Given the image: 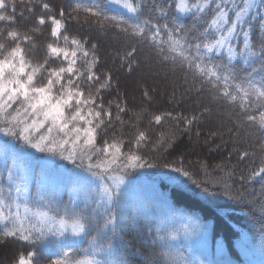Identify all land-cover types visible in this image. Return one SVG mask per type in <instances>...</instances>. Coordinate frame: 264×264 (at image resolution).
<instances>
[{
	"label": "trees",
	"instance_id": "16d2710c",
	"mask_svg": "<svg viewBox=\"0 0 264 264\" xmlns=\"http://www.w3.org/2000/svg\"><path fill=\"white\" fill-rule=\"evenodd\" d=\"M43 2L51 6V12H44L40 0H32L31 3L29 0H16L15 22H0V28L15 29L21 36L27 34L32 37V42L22 45L26 59L32 64L42 63L47 58V67H67L68 61L63 60V54L53 57L47 50V44L55 39L51 37L52 26L47 17L54 15L61 19L59 12L62 9L65 13L62 32H66L70 40L73 37L87 40L85 47L90 52L95 44L98 62L93 71L100 76L101 81L106 76L111 77L109 87L102 89L100 96L106 108L108 102H112V119L109 123L105 118V123L96 130V146L102 148L105 141L109 144L113 140L118 144L122 141V153L131 151L143 157L142 164L155 165L129 168L121 173L127 180V186L122 189L119 203L114 207L117 216L116 234L113 236L107 232L101 237L102 242L110 240L112 259L119 260L121 264H146V258H151L153 264H222L220 261L223 264H264V178L249 179L251 172L264 164V149L260 147L264 142V132L243 121L239 101L232 103L220 98L211 84L202 83L186 66L164 60L148 40L133 36L130 32L125 33L107 23L102 28L95 18L74 9L78 4L81 8L98 6L104 14L122 17L129 24H143L147 20L151 25L167 24L171 28L174 24H184L191 29L195 23L196 31L192 35H198L203 30L202 25L213 13L208 11L202 20L194 21L190 15H182L177 11L176 0H142V14L139 17L112 7L108 0ZM29 8H33V11L29 12ZM161 9L165 14L161 13ZM8 13L12 14L11 8ZM41 15L45 17L44 25L37 23ZM251 24L252 42L258 46L264 40L259 17L252 20ZM33 28H39V31H31ZM162 38L166 40L167 36L162 34ZM242 40L240 37L235 41L237 51L243 47ZM0 42L12 46L3 36H0ZM57 46L66 47L69 53L75 49L70 42L65 45L63 39L59 40ZM133 48L136 49L133 57L123 59ZM144 58L152 66V73L158 74L157 78L148 75L147 66H141ZM89 59L91 56L84 57L82 52L77 51L76 67L86 73V61ZM212 59L214 63H227L225 56L213 54ZM253 67L255 72L252 71ZM232 69L238 79L248 78L249 73L256 81L264 77L258 58H252V66L249 67L237 57L232 62ZM133 78L139 87L137 92L134 91ZM79 82L87 95L88 82L83 79ZM37 83H46V80L38 79ZM161 89L164 90L163 97L158 94ZM91 91L95 93V85ZM154 92L156 96H153ZM117 103L125 108L119 114L123 123L115 119ZM166 113H171L172 117L196 116L197 119L190 125L167 116L159 124L153 120L155 115ZM84 126L81 122V127ZM43 131L45 129H41ZM139 131H144L148 139L137 147L134 140ZM162 136L169 143L158 146L157 141ZM8 141L20 145L23 143L11 137H8ZM245 151L249 155L241 159L240 154ZM48 155L54 159L55 175L61 173L65 176V188L63 192L55 189L57 183L44 194L35 192L29 206L34 210H48L50 206L49 215H56L58 208L62 210L68 204L73 197L71 195L79 192L83 197L85 187L72 175L73 172H84L59 155L49 153L45 157ZM7 163L10 165V162ZM176 167L188 171L191 179L174 171ZM214 167L218 168L217 173L212 172ZM231 172L234 178L228 180L229 184L225 183L231 187V181L235 182L231 190H223V186H214L217 189L212 187L215 174L219 173L220 179H228ZM40 195L44 196L43 202L39 199ZM78 203L83 209V202ZM95 207V204H90L85 210L93 226L91 236H96V230L102 229L104 224L103 209L93 213L91 209ZM56 218L58 220L59 216ZM2 227L0 225V229ZM162 230L177 235L171 247L159 241ZM191 238L197 240L200 246L190 247L188 242ZM90 239L86 237L76 241L68 238L78 250L77 258L83 255V249L89 248ZM59 251L54 237H49L45 243L33 245L18 236L4 237L0 234V264H19L22 256L25 260L29 259L30 252L35 253L31 264H50L51 260L57 258Z\"/></svg>",
	"mask_w": 264,
	"mask_h": 264
},
{
	"label": "snow or ice",
	"instance_id": "6c2138e0",
	"mask_svg": "<svg viewBox=\"0 0 264 264\" xmlns=\"http://www.w3.org/2000/svg\"><path fill=\"white\" fill-rule=\"evenodd\" d=\"M108 2L134 16L139 17L142 14V0ZM40 5L45 13L51 12L48 3L40 0ZM15 7L16 0H0V22L13 24ZM175 7L180 13L190 15L194 21L202 20L208 11L213 15L202 25L203 30L198 35H192L196 31L195 23L191 29L186 28L184 24H174L169 28L167 24L151 25L147 20L143 24H129L122 17L104 14L98 6L81 8L78 4L74 11H83L95 18L102 28L107 23L125 33L130 32L133 36L148 40L164 60L186 66L202 83L211 84L220 98L232 103L239 101L243 121L264 132V77L256 81L249 73L248 78L238 79L232 69V62L237 57L249 67L252 66V58H258L261 61V71H264V40H261L258 46L253 44L251 24L252 20L259 17L260 30L264 32V0H176ZM9 8L12 9V14L8 13ZM28 11L32 12L33 8ZM160 11L165 14L163 9ZM59 16L61 19L54 15L47 17L52 26L51 37L55 38L54 42L47 44V50L53 57L63 54V60L68 61L67 67H47V58L42 63L32 64L26 59L22 46L25 42H32V37L27 34L21 36L15 29L0 28V36L12 44L9 47L0 42V133L23 141L24 145L41 153L59 155L62 159L71 161L88 174H75L78 182L85 187V193L82 197L77 192L62 210L57 209L56 215H49L50 206L48 210H34L28 203L29 189L26 177L16 166L14 159L11 166L5 165L7 189L0 186V225L3 226L0 234L4 237L18 236L33 245L45 243L49 237H54L60 251L50 264H121L119 260L112 259L110 240L106 243L101 241L104 233L110 232L113 236L116 234L117 216L114 207L119 203L122 194L124 175L121 173H125L129 168L155 165L142 164L143 157L131 151L122 153V141L119 144L116 140L111 144L105 141L102 148L96 146V130L105 123V118L109 123L112 119V102L109 101L106 108L100 96L101 90L109 87L111 77L106 76L101 81L100 76L93 71L98 62L94 51L96 45H92L93 51L90 52L85 47L87 40L82 41L75 37L70 40L67 33L62 32V19L65 16L62 9ZM37 23L44 25L45 17L39 16ZM31 31L38 32L39 28H33ZM162 34L167 36L166 40L162 38ZM240 37L243 38V47L237 51L235 41ZM60 39H63L65 45L70 42L75 49L69 53L66 47L57 46ZM77 51L82 52L84 57L91 56V59L86 61V73L76 67ZM135 51L133 48L123 59L129 60ZM213 54L225 56L227 63H214ZM252 71L255 72L256 69L253 67ZM38 79L46 80V83L38 84ZM81 79L88 82L87 95L79 82ZM93 85L95 93L91 91ZM144 95L147 96L148 93L145 92ZM116 109L115 119L123 123L119 114L124 112L125 108L117 103ZM164 116L178 122L183 120L188 125L197 119L196 116L172 117L171 113H166L155 115L153 120L159 124ZM81 122L84 127H81ZM41 129L45 131L41 132ZM147 139L146 133L139 131L134 143L139 147ZM166 143L169 142L163 136L157 141L158 146H164ZM11 147L15 148V145ZM260 147L264 149V142ZM248 155L245 151L240 154V158ZM173 170L191 179V174L182 167ZM256 177L264 178V164L252 171L249 179ZM21 196L23 202L20 201ZM39 199L43 202L44 196L40 195ZM81 201L83 209L78 203ZM90 204L96 206L91 209L93 213L103 209L104 224L102 229L96 230V236H91L93 226L89 216L85 215V210ZM69 234L72 237H91L89 248L83 249V255L79 258L74 243L68 240ZM177 238L176 234L165 230H162L158 237L159 241L168 247H171V242ZM34 256V252L28 254V260L22 256L19 264H31V258ZM146 264H153L151 258H146Z\"/></svg>",
	"mask_w": 264,
	"mask_h": 264
},
{
	"label": "rangeland",
	"instance_id": "374dc122",
	"mask_svg": "<svg viewBox=\"0 0 264 264\" xmlns=\"http://www.w3.org/2000/svg\"><path fill=\"white\" fill-rule=\"evenodd\" d=\"M112 7H116L118 9H121L123 11L126 12V10L110 4ZM180 13V12H179ZM182 14V13H181ZM185 15V14H182ZM237 48V47H236ZM141 66L142 67H148L145 68L148 70V75H151L153 78H157L158 74L152 73V66L150 65V63L148 64V59L144 58L141 60ZM141 67V68H142ZM150 68V69H149ZM154 68V67H153ZM161 75V72L159 73ZM134 78L132 79V83L134 84V91H138L137 86L136 85V81L134 80ZM164 89V88H162ZM158 92V94L160 96L163 97L164 95V90H162ZM155 93V92H154ZM157 93L153 94V96H156ZM152 106V105H151ZM153 107V106H152ZM224 123V121H223ZM7 141V142H6ZM11 145H15V148H12ZM22 148V151H21ZM29 149V152L25 153L26 150ZM44 154V156H43ZM46 154L49 153H41L39 151H37L36 149H32L26 145H24L22 143V145L18 144L17 142L13 141H8V137L4 136L3 133H0V166L2 165V168L0 170V186L4 187L5 189H7L8 185H7V180H6V176H7V172L5 169V165L7 164L8 166H11L13 164V160L15 159V163L16 166L19 168V170L21 171V173L26 177V183H27V187L29 189V200L33 195V192H36L38 190V188H44L46 187L45 190H52L58 183L57 187L55 189H58L60 192L62 191V189L64 190L65 186H63L64 180H65V176H63L61 173L58 175H55V171H53L54 168V159L48 155L47 157H45ZM10 162V165L7 163ZM218 168L214 167V170L212 171L213 173H217ZM74 175H72V178L74 180H77L76 178V173H80L81 175H87L86 173H82V172H73ZM232 173H230L229 178L228 179H224L221 178L220 179V175L215 174L213 176L212 179V187L215 188L219 187V186H223V190H231L233 184L235 183L234 181H231V187L230 186H226L225 183H228V180L233 179L234 177H232ZM126 180L124 179V184L121 186V189L125 188L126 186ZM222 184V185H221ZM63 186V188H62ZM217 189V188H215ZM74 196V195H72ZM20 201L23 202V196L20 197ZM72 239H80V237H72L70 234L69 236Z\"/></svg>",
	"mask_w": 264,
	"mask_h": 264
}]
</instances>
